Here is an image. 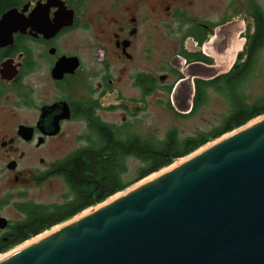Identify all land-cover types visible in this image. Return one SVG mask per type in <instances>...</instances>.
Returning a JSON list of instances; mask_svg holds the SVG:
<instances>
[{"label": "flooded vegetation", "instance_id": "1", "mask_svg": "<svg viewBox=\"0 0 264 264\" xmlns=\"http://www.w3.org/2000/svg\"><path fill=\"white\" fill-rule=\"evenodd\" d=\"M60 1L47 10L50 22L62 10L60 28L0 46V253L25 235L31 190L63 159L106 135L146 137L133 128L151 104L175 108L190 81L195 92L252 76L264 53V0Z\"/></svg>", "mask_w": 264, "mask_h": 264}, {"label": "water", "instance_id": "2", "mask_svg": "<svg viewBox=\"0 0 264 264\" xmlns=\"http://www.w3.org/2000/svg\"><path fill=\"white\" fill-rule=\"evenodd\" d=\"M52 1L36 2L28 15L27 5L4 11L0 46L27 28H60L62 10L48 18ZM190 85L185 99L178 90L171 96L186 113ZM0 264H264V117L34 237Z\"/></svg>", "mask_w": 264, "mask_h": 264}, {"label": "trees", "instance_id": "3", "mask_svg": "<svg viewBox=\"0 0 264 264\" xmlns=\"http://www.w3.org/2000/svg\"><path fill=\"white\" fill-rule=\"evenodd\" d=\"M12 0H0V9L8 6ZM245 78L227 77L214 82H196L192 100L193 110L202 102L207 86L226 94L230 110L221 124L209 131L179 138L175 129H170L162 138L153 135L140 137L128 135L111 138H99L92 147L84 148L62 160L61 169L56 174L61 176L71 191V197L61 205L46 207L32 205L27 209L25 235L15 243L24 241L53 225L64 222L88 207L105 201L114 194L125 190L133 183L169 166L175 159L184 157L210 140H215L250 120L264 114V95L248 101L240 91ZM133 158L139 165L135 176L125 180L128 173V159ZM14 243V244H15Z\"/></svg>", "mask_w": 264, "mask_h": 264}, {"label": "rangeland", "instance_id": "4", "mask_svg": "<svg viewBox=\"0 0 264 264\" xmlns=\"http://www.w3.org/2000/svg\"><path fill=\"white\" fill-rule=\"evenodd\" d=\"M254 69H255V72H253L252 76L246 77L243 80L241 87H240V91L244 95H246L247 100L250 102L264 95V53H261L258 56L257 62L254 64ZM179 109L178 108L171 109L165 105L156 106V105L151 104L145 110L144 113H140V118H137V124H134L133 130L142 136L153 135L156 138H162L168 130L175 129L177 136L179 138H184L187 136L194 135L201 131L206 132V131H209V130H212L218 127L221 124L224 117L228 114L230 110V106H229L228 97L226 94L217 92L212 87L207 86L204 90L202 102L199 105H197L189 114H185L186 111H182ZM263 116L264 114L262 116L260 115L250 120L249 122L257 118H261ZM228 133L223 134L222 136H225ZM219 138L215 140H218ZM215 140H210L207 144L193 151L192 153L184 157L175 159L170 165H173L185 159L186 157H188L189 155H192L196 151H200L204 149L205 147L210 145ZM128 164H129V170H128V173L124 176L125 180H131L134 178L135 169L139 165L138 161L133 158L128 159ZM169 166L162 168L161 170L155 173H152L149 176L133 183L131 186H129L125 190L127 191L131 189L137 184L145 181L146 178L152 177L153 175H156L157 173L162 172L163 170L167 169ZM125 190H123V192ZM31 191H32L31 202L33 203V205L36 204V205H42L46 207H53L54 205H61L62 202L66 201L67 199L71 197V191L68 185L66 184L64 179L60 176L50 180L44 185H41L37 188H33ZM123 192L120 191L114 194L113 196L107 198L106 201H108L110 198L115 197ZM95 206L96 205L88 207L85 210L76 214L75 216L67 219L66 221L57 223L53 225L52 227L45 229L44 231L36 235H32L28 237L27 239L17 243L10 249L4 252H1L0 257L5 255V253L10 252L13 249H16L20 245L26 242H29L34 237L39 236L45 232L51 231L53 229H56L57 227H60L61 225H63L65 222L71 221L74 218L81 216L83 213L87 212L88 210L93 209Z\"/></svg>", "mask_w": 264, "mask_h": 264}, {"label": "bare ground", "instance_id": "5", "mask_svg": "<svg viewBox=\"0 0 264 264\" xmlns=\"http://www.w3.org/2000/svg\"><path fill=\"white\" fill-rule=\"evenodd\" d=\"M263 117H264V116H263ZM188 157H189V156H188ZM185 159H187V157H186ZM185 159H183V160H185ZM183 160H181V161H179V162H177V163H175V164H173V165H170L167 169H169V168L173 167L174 165H176V164L182 162ZM167 169H165V170H167ZM165 170H163V171H165ZM163 171H162V172H163ZM162 172H159V173H162ZM159 173H157L156 175H158ZM156 175H153L152 177L146 178L145 181H147V180H149V179L155 177ZM143 182H144V181H143ZM143 182H141V183H143ZM139 184H140V183H139ZM139 184H137V185H139ZM137 185H136V186H137ZM132 188H133V187H132ZM120 194H121V193H120ZM120 194H119V195H120ZM117 196H118V195H117ZM117 196H115V197H117ZM115 197L110 198L108 201L112 200V199L115 198ZM108 201H106V202H108ZM88 211H89V210H88ZM85 213H86V212H85ZM83 214H84V213H83ZM83 214H82V215H83ZM78 217H79V216H78ZM78 217H76V218H78ZM76 218H74V219H76ZM74 219H73V220H74ZM61 226H63V225H61ZM61 226H60V227H61ZM57 228H58V227H57ZM26 243H27V242H26ZM24 244H25V243H24ZM24 244H22V245H24ZM13 250H14V249H13ZM11 251H12V250H11ZM7 253H9V252H7ZM7 253H5V254H7Z\"/></svg>", "mask_w": 264, "mask_h": 264}]
</instances>
